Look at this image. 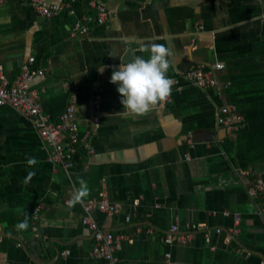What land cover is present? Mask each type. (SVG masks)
Returning <instances> with one entry per match:
<instances>
[{
	"label": "crops",
	"instance_id": "1",
	"mask_svg": "<svg viewBox=\"0 0 264 264\" xmlns=\"http://www.w3.org/2000/svg\"><path fill=\"white\" fill-rule=\"evenodd\" d=\"M38 1L61 11L44 19L31 0H0V77L11 84L34 57L43 74L28 88L40 114L56 121L74 100L93 153L55 170L36 119L0 107V264H107L91 255L94 233L84 218L125 237L116 264H264V204L247 191L259 183L264 193V0H99L106 21L77 37L74 26L94 15L85 0ZM152 44L172 53L171 94L131 116L109 82L112 70L146 57L140 49ZM217 62L216 89L185 78L192 65ZM222 107L242 126L218 125ZM81 179L89 194L67 204ZM102 196L119 213L85 211ZM25 217L29 227L18 231Z\"/></svg>",
	"mask_w": 264,
	"mask_h": 264
},
{
	"label": "built area",
	"instance_id": "2",
	"mask_svg": "<svg viewBox=\"0 0 264 264\" xmlns=\"http://www.w3.org/2000/svg\"><path fill=\"white\" fill-rule=\"evenodd\" d=\"M76 0H71L74 3ZM86 9L94 13L93 17H86L83 19L84 25H76L72 29V37L78 35H85L89 31L88 25H102L107 19L106 9L101 5L99 0H85ZM32 10L44 19H50L61 11V6H43L38 0H31ZM223 69L222 63H214L206 65L203 63L194 64L185 74V78L196 85L197 87L207 90L217 88L216 73ZM43 74V69L35 62L34 57L29 56L19 68L17 75L11 84H8L2 77L0 82V107L8 105L9 108L19 113L22 116L35 118V127L38 136L48 148V160L54 166L55 170H70L79 164L80 157L88 158L93 153V148L90 143V134L86 133L82 138L80 136L79 127L76 119V105L74 100H71L66 105V108L58 116L56 121H50L46 116L40 114V104L36 93L28 88V83L36 76ZM101 97L95 100V108L100 107ZM229 109L222 107L217 115V124L224 127L228 132L237 130L242 126V118L238 117L233 123ZM98 119H95V123ZM248 194L251 198L259 195L264 204V193L261 184H256L251 187ZM67 204L71 205L70 201ZM38 204L34 210L36 217L40 210ZM97 208L102 213L108 216H113L119 213V206L111 203L105 196L99 201H88L84 205L86 212ZM264 218V209L262 211ZM126 221L129 217L125 218ZM83 223L86 224L93 231V245L91 248V255L96 259L104 260L107 264H116V253L121 249V243L125 239L122 235H113L112 233L101 230L89 218H84ZM171 234L178 232L177 226L170 227ZM220 232L217 231V234ZM208 239V238H206ZM189 237H181V243H185ZM173 241L172 236H168L165 240L167 245ZM69 252H66L68 255ZM168 258V255L165 256Z\"/></svg>",
	"mask_w": 264,
	"mask_h": 264
},
{
	"label": "clouds",
	"instance_id": "3",
	"mask_svg": "<svg viewBox=\"0 0 264 264\" xmlns=\"http://www.w3.org/2000/svg\"><path fill=\"white\" fill-rule=\"evenodd\" d=\"M147 56L133 55L131 60L120 63L118 68H113L110 83L117 85L120 103L123 111L131 116H143L157 105L166 102L171 94L173 81L168 77L172 53L165 44H152L150 47L141 48ZM104 67L99 72L102 74ZM37 160L31 157L27 160L28 166H34ZM35 176L34 171H29L27 180ZM27 180L25 182H27ZM80 187L73 193L71 203L80 202L89 194L87 183L80 180ZM18 231L27 230L28 219L19 222Z\"/></svg>",
	"mask_w": 264,
	"mask_h": 264
}]
</instances>
